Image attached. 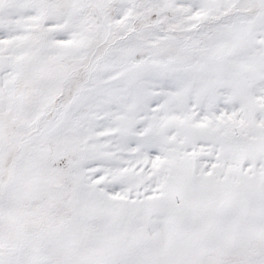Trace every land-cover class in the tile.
<instances>
[{
	"label": "snow or ice",
	"instance_id": "1",
	"mask_svg": "<svg viewBox=\"0 0 264 264\" xmlns=\"http://www.w3.org/2000/svg\"><path fill=\"white\" fill-rule=\"evenodd\" d=\"M0 264H264V0H0Z\"/></svg>",
	"mask_w": 264,
	"mask_h": 264
}]
</instances>
